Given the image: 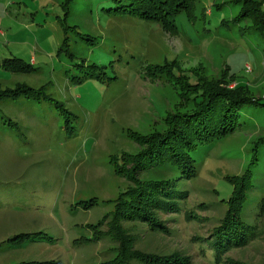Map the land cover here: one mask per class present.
Segmentation results:
<instances>
[{"label": "rangeland", "instance_id": "obj_1", "mask_svg": "<svg viewBox=\"0 0 264 264\" xmlns=\"http://www.w3.org/2000/svg\"><path fill=\"white\" fill-rule=\"evenodd\" d=\"M64 2L0 0V59L35 62L30 72L0 67V89L42 87L61 104L59 109L44 99L0 100V264H106L113 259V264H154L130 256L116 259L114 224L129 240V253L155 255L159 264H264V107L259 104L240 109V125L232 133L194 148L195 174L164 185L183 193L166 198L178 204L177 210L151 207L168 228L166 234L151 231L140 219L112 221L120 192L135 187L115 174L116 162L122 152L142 149L127 133L163 131L167 112L193 108L166 75L147 74V65L171 63L191 82L197 76L193 70L219 82L226 80L220 77L224 73L232 79L227 86L242 85L254 99L264 97V41L246 20H232L240 3L196 0L190 13L174 17L176 30L166 32L155 21L111 11L114 0ZM64 20L71 27L67 49L73 59L58 54ZM81 60L104 65L105 73L100 79L70 80L69 75L81 74L74 65ZM62 108L74 119L72 133L64 128ZM256 144L257 159L251 162ZM247 168L251 184L235 234L241 237L245 223L249 231L243 235L249 239L242 246L216 248L233 191L230 177ZM178 172L164 163L136 177L141 183H165Z\"/></svg>", "mask_w": 264, "mask_h": 264}, {"label": "trees", "instance_id": "obj_2", "mask_svg": "<svg viewBox=\"0 0 264 264\" xmlns=\"http://www.w3.org/2000/svg\"><path fill=\"white\" fill-rule=\"evenodd\" d=\"M68 0H66L67 2ZM116 6L111 8V11L124 12L129 15L136 16L141 19L152 20L160 24L161 28L166 32L176 30L174 24V17L181 12L190 13V9L196 0H114ZM235 3H240L239 14L232 18L234 21L246 20L264 41V0H233ZM66 2H64L66 4ZM64 10V18L68 15L67 6L61 3ZM66 20V19H65ZM63 24V30L66 33L71 27ZM67 36H64L59 45L58 52L64 51L65 54L71 58L73 55L67 49ZM78 69H81V74L71 75L70 79L76 83L84 81L86 78H99L101 74L105 73L102 68L96 63L84 64V60L74 64ZM0 67L11 72H30L35 70L33 64L24 61L20 57H6L0 59ZM84 69V70H83ZM198 70V67H197ZM199 71V70H198ZM100 72V74H99ZM145 72L150 76L166 75L171 83L179 87L181 97H186L192 102L193 108L190 111L173 110L167 112L163 117V131L154 130L145 134L128 132L127 136L136 142L142 149L136 153L122 152L119 157V163L116 162L114 172L119 177H123L130 181L135 187H128L121 191L117 202L115 204L114 222L116 219L137 220L140 219L147 223L151 231L161 232L166 234L167 227H165L161 220H157L155 215L151 213V207L159 209L175 208L177 210L178 204L173 201H167L166 198L183 193L175 191V193L167 191L164 185H174L181 177H190L195 174L194 162L191 157V152L199 144H208L215 137L225 136L232 133L239 125V111L249 103H255L264 107V97L254 99L251 92L242 85L229 87L225 83L226 80L232 81L231 78L223 73L220 77H224L225 81L207 79L203 74L197 73L194 76V81H190V77L182 72L175 73L171 63L165 62L162 65H147ZM145 73V74H146ZM100 79V78H99ZM250 93V95H249ZM25 98L32 100H50L55 106L61 109V104L56 99L48 98V94H44L42 87L37 89L25 85L15 84L14 87L0 89V100L3 98ZM62 113L65 117L64 128L68 133L74 130L69 123L72 122L71 113L62 108ZM9 124L15 125L14 122ZM257 143V141L255 142ZM257 144L254 148L252 161L257 159ZM164 163L170 164L179 171V175L172 180L165 183L160 181H147L141 183L136 177V174L148 167L154 165H162ZM128 168V169H126ZM126 170V173L125 171ZM252 173L251 169L247 168L239 177H230L233 181V191L231 196L227 199L226 217L220 228L217 231V237L213 246L216 248H229L230 244L234 246H242L246 243L247 238L243 234L249 231L247 224H241V237L235 234L237 227L238 213L242 211V205L245 200L246 189L251 184ZM172 181V182H171ZM140 186V187H139ZM143 187L146 192L139 190ZM89 206L90 204L87 203ZM86 207V206H85ZM117 233H115L119 242V255L116 259H126L127 256L135 257L146 263L159 264V258L155 255L149 256L138 252L137 250L129 253V240L119 233L118 227L114 224ZM239 230V231H240ZM166 231V232H165ZM37 233H29L34 236ZM243 235V236H242ZM13 236L9 241L15 239ZM238 238V239H237ZM248 241V240H247ZM224 244V247L222 246ZM212 246V247H213ZM216 258H218L217 249ZM121 257V258H120ZM151 258V260H149ZM115 259V260H116ZM161 261V260H160ZM51 262V261H50ZM47 262L46 264H52ZM108 262L106 264H113ZM169 262V261H168ZM163 261L160 264H173ZM120 264V262H118ZM23 264V263H20ZM28 264H31L28 262ZM115 264V263H114ZM125 264H127L125 262ZM181 264V263H178Z\"/></svg>", "mask_w": 264, "mask_h": 264}, {"label": "crops", "instance_id": "obj_3", "mask_svg": "<svg viewBox=\"0 0 264 264\" xmlns=\"http://www.w3.org/2000/svg\"><path fill=\"white\" fill-rule=\"evenodd\" d=\"M62 2H63V1H62ZM62 2H61V3H62ZM61 3H60V4H61ZM67 25H68V24H67ZM68 26H69V25H68ZM63 34H64V36H67V38H68V41H67V42H68V44H69V37H68V35H67V32L65 33L64 30H63ZM63 38H64V37H63ZM63 38H62V40H63ZM62 40H61V42H62ZM60 44H61V43H60ZM68 49H69V52L72 53V52L70 51V47H69V46H68ZM62 52H64V51H62ZM58 54H60V52H58ZM64 54H65V52H64ZM65 55H66V54H65ZM72 55H73V53H72ZM13 57H15V56H13ZM73 57H74V55H73L71 58H69V59H73ZM28 62L31 63V64H34V63H35L34 60H32L31 58L28 59ZM10 72H11V71H10ZM70 77H71V75H69V79H70ZM70 80H71V79H70ZM20 98H22V97H20ZM23 99H25V98H23ZM31 100H32V99H31ZM147 102H148V101H147ZM148 104L151 105L149 102H148ZM15 123H17V122L15 121ZM37 232H41V231H37ZM37 232H30V233H37Z\"/></svg>", "mask_w": 264, "mask_h": 264}]
</instances>
